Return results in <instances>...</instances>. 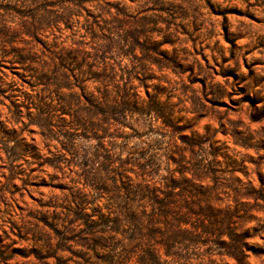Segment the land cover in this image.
Returning a JSON list of instances; mask_svg holds the SVG:
<instances>
[{"label": "clouds", "instance_id": "9594fccd", "mask_svg": "<svg viewBox=\"0 0 264 264\" xmlns=\"http://www.w3.org/2000/svg\"><path fill=\"white\" fill-rule=\"evenodd\" d=\"M214 2V10L239 9L242 16H252L259 23L242 19L225 21L223 35L228 40L237 41L229 48L220 39L222 33L216 28L220 22L213 20L207 12L202 14L199 11L204 7L201 0H80L78 4L76 0L71 3L69 0H0V16L19 19L22 24V27L13 24L7 30H0V63L10 59L5 56V51L11 49L14 42H19L24 32L29 37L38 36L47 40L46 46L50 49L49 56L38 59L36 64L37 68L48 73L44 86L33 88L32 95L25 91L10 97L25 111H20L18 107L12 112V106L7 105L5 123L10 128H16V133L11 137L0 133V188H11L12 177L18 168L24 171V177L16 176V179H33L28 171L33 163L51 166L48 170L38 169L36 178H55L54 175L49 177L48 172L55 174L59 171L60 179L71 185L67 192L55 197V207L59 210L56 227L60 235L37 229L26 220L18 221L24 231V239L19 242L24 252L31 249L56 250L66 240V233H79L84 227L72 215L76 206L90 212L95 209L96 202H101L112 215H120L121 212L128 215L135 210L140 216H149L143 222L123 224L118 229L122 233L119 238L108 233L110 251L114 256L112 264H129L130 259L135 264L143 250L155 249L157 244L169 251L171 259L165 264H211L205 249L189 243L203 238L202 232H189L182 237L171 227H166L157 229L160 231L159 239H145L151 226V214L144 213L143 209L145 203L156 200L157 193L161 191L164 202L177 209L191 207L194 203L199 205L198 200H188L184 196L185 192L192 194L191 189L186 187V176L203 177L211 172L216 179L217 171H227L225 160L219 159L213 151L222 148L216 133L227 132L237 142L240 137L249 135L247 125L240 124L239 118L233 121L228 118L227 112L221 113L205 105L200 93L203 91L204 97L215 103L234 92L241 81L242 87L252 82L253 78L241 70L240 64L245 58L249 65L264 62V47L260 46L264 44V0ZM49 4L55 6L50 7ZM180 4L185 10V18L178 22L174 19L175 14L150 11L161 5ZM10 8L21 10L22 15L15 17ZM81 8L91 9L95 13L93 19L85 16L81 20ZM61 24L67 25L70 31L60 28ZM169 24L182 26L188 34L179 36L175 28H168ZM132 32L136 34L135 39ZM166 36L176 41L168 47V56L174 57L173 50H177L182 70L189 72L188 80L201 76L206 80V89H193L175 67L156 52L146 50L143 43L146 39L159 42ZM190 39L192 43H189ZM84 42L91 53L80 51L72 60L57 64V56H62L66 49L80 50ZM32 43L31 40L26 42L25 49L30 50ZM193 48L200 49L213 69L219 64L225 74L235 72L237 80L233 82L222 80L219 75L213 76L207 67L201 66ZM113 64L119 69L118 73L112 70ZM154 64L156 67H153ZM165 68H172L176 74L173 76L162 71ZM192 68L196 71L192 72ZM154 72L157 73L155 77ZM133 77L140 84L134 85ZM260 78L256 77L257 82ZM141 85L151 90L150 95L145 96L140 91ZM216 86L222 91L218 93ZM0 87L4 85L0 84ZM244 95L247 97L249 93L245 91ZM236 99L239 102L240 98ZM241 110L236 109L237 112ZM9 112L12 115L8 116ZM12 121L15 123H10ZM206 124L213 126L206 128ZM32 127L37 129L40 141H32L25 152L27 141L22 134L28 132L30 140ZM237 127L243 129L240 137L236 136ZM252 135L260 136L264 132ZM178 137L185 143H179ZM37 143L43 155L39 160L28 161L26 166V156L33 152L31 144ZM193 144L197 147L192 148ZM252 144L255 146V140ZM257 155L260 153L257 152ZM66 156L68 159H65ZM232 156L238 161L246 158L243 153L232 152ZM172 159L174 164L170 166ZM61 162L77 166L75 179L71 172L64 171ZM133 170L135 176L129 180L126 174ZM219 179L228 181L237 192L243 187L235 183L231 173L221 175ZM173 185L180 186V191L172 193L170 189ZM49 196L44 199L48 200ZM10 217L16 219V214L9 204H5L0 209V225L7 227ZM254 223L261 229L259 234L264 238V218ZM199 227L205 232L216 233L215 237H208L207 252L232 254V239H228L223 248L212 244L213 239L220 243L219 233L226 229L220 226L211 229L202 224ZM245 227L253 230L251 225H241L233 232H244ZM244 247L246 245L241 242V252ZM132 253L135 255H130Z\"/></svg>", "mask_w": 264, "mask_h": 264}, {"label": "rangeland", "instance_id": "374dc122", "mask_svg": "<svg viewBox=\"0 0 264 264\" xmlns=\"http://www.w3.org/2000/svg\"><path fill=\"white\" fill-rule=\"evenodd\" d=\"M69 2L71 3L73 0H69ZM79 2L80 0H76L77 4ZM201 2L204 7L199 11L202 14L207 12L213 20L220 22L216 25V28L222 33L220 39L224 41L226 47L231 48L237 41L228 40L223 35L225 32V21L231 22L233 19H242L250 21L253 24L259 23L252 16H242L239 9L222 12L218 9L214 10L216 9L214 0L212 3H210V0H201ZM49 6L54 7L55 5L49 4ZM112 10L115 11V9ZM9 11L17 18L22 15V11L19 9L10 8ZM150 11L162 14H175L174 19L177 22L185 18L183 16L185 10L182 4L169 5L168 7L161 5L157 8L150 9ZM81 13V20L85 16L89 20H92L95 15L91 9L84 10L81 8ZM197 23H199V18H197ZM13 24L16 27H22L19 19L11 20L0 16V30H7ZM131 25L132 22H130ZM59 27L66 32L70 31L67 25L61 24ZM168 28L170 30L175 28L179 36H186L188 34L182 26L178 27L177 24H169ZM131 35L135 39V32H132ZM29 40L33 41V43L31 49L27 50L24 44ZM47 43L48 41L41 37H29L28 33L24 32L20 41L14 42L12 48L5 51V56L10 57L7 62L0 63V84L4 85V87H0V97H2L0 99V133L5 137H11L16 133V128H10L9 124L5 123L7 105L12 106V112H15L18 107L20 111H25L23 107L18 106L15 100L10 97H13L16 93L25 91L28 95H32L33 88H42L48 78V73L36 67L38 59L49 56L50 49L46 46ZM143 43L149 53L156 52L164 61L172 65V67H175L176 71L185 78L186 83L190 84L193 89H206V80L203 77L196 76L188 80L189 72L182 70V61L179 59V52L177 50H173L174 57L168 56V47L176 43L171 36H166L159 42L146 39ZM189 43H192L191 39ZM260 46L264 47V44ZM80 51L91 53V49L84 42L80 50L75 48L66 49L62 56H57V64H61L65 60H72L75 56L79 55ZM192 51L195 52L201 66L207 67L209 72L213 73V76L219 75L222 80L233 82L237 80V74L235 72L230 71L225 74L221 71L219 64L213 69L211 64H209L208 58L202 54L199 48H193ZM213 63L216 62L213 61ZM153 67H156V65L154 64ZM240 68L249 77L253 78L252 82L247 86L242 87L241 84H243V81H241V84L237 85L234 92H230L229 96L223 97L215 103H211L209 99L205 98L203 91L200 93V98L205 105L212 107L216 111L221 113L227 112L229 119L235 121L239 118L240 124L247 125L249 135L240 137L243 129L237 127L235 130L236 136L240 137L239 142H237L236 138L229 133L217 132L216 138L222 142V148H217L213 151L219 159L225 160L227 171L223 173L217 171L215 173L216 179H213L211 172L209 175L203 177L192 178L190 174L186 176V187L190 188L193 194L191 196L185 194V198L188 200H197L199 198V203L203 207H206L207 210L212 211L211 214L215 218L217 226L226 229V231L219 233L220 243L217 244L215 239H213L212 244L216 248H223L227 244L228 239H232L231 255L228 252L221 253L212 251L209 253L207 252L208 237H215L216 233L214 231H201L204 233V237L195 240L193 243L198 248L205 249L207 256L210 257L211 264H264V238L259 234L261 229L256 227L254 223V221L264 218V135H252L253 133L264 132V111H262L264 109V95H261V92L264 91V88H262L264 86V71H259L264 70V62H254L249 65L245 58L241 61ZM112 70L117 73L119 71L114 64ZM162 71L169 72L173 76L176 74L172 71V68H165ZM191 71L195 72L196 69L192 68ZM156 75L157 73L154 72L153 76L155 77ZM256 77H261L258 82ZM132 80L134 85L140 84V81L135 77ZM140 91L144 92L145 96L151 93V90L146 89L143 85L140 86ZM216 91L219 93L222 89L216 86ZM245 91L249 93L247 97L244 95ZM237 97L240 98L239 102H237ZM81 99H84L83 95H81ZM237 108L242 110L237 112ZM28 111H31V109H28ZM12 112L7 113V115H12ZM25 119H27V116H25ZM10 123L15 122L12 121ZM212 126L211 124L205 125L206 128H211ZM30 131V140H28V132L22 134L27 141L24 146L25 152L29 150L28 144L32 141H40L37 129L32 127ZM177 139L179 143H185L179 137ZM253 140H255V146L252 144ZM39 147V143L31 144L33 152L26 156L24 161L26 166L28 161L39 160L43 155L39 151ZM196 147L197 145H192V148ZM232 152L243 153L246 158L238 161L232 156ZM257 152L260 153L259 156ZM65 159H68V157L66 156ZM258 161L259 165H257ZM169 163L170 166L173 165L174 159L170 160ZM61 164L64 171L71 172L75 179L77 166L74 164L64 165L63 162ZM50 167L47 163H33L28 167V171L34 178L20 180L16 179V176L24 177V171L18 168L16 174L12 177L11 188H0V209H3L5 204H9L16 214V219L9 218L7 227L0 225V264H103L110 251L111 241L107 238L108 232H106V229H103L104 231L101 234L96 235L97 232L88 230L82 219H78L84 225L81 231L79 233H66V240L63 244L58 245L56 250L40 251L39 249H31L28 252H24L22 245L19 243L24 239V231L18 222L21 220H26L34 224L37 229L46 231L52 235H60V230L56 227V224L59 223V210L55 207V197L60 193L67 192L71 185L65 184L60 179L59 171L55 174L48 172L49 177H53L54 175L55 178H44L42 176L36 178L38 169L48 170ZM229 173H231L236 184L243 186L240 192H237L234 187H230L228 181L219 179L221 175L228 176ZM126 175L131 180L135 176V170ZM205 181H208V183L205 184ZM78 187L83 186L78 185ZM49 194L52 195L49 196ZM45 196H49V199L45 200ZM4 197H7V199L5 200ZM162 201H164L163 191L157 193L156 200L151 203H145L143 212L151 214L150 220L154 219L147 230L145 239H151L152 237L159 239L160 231L157 229L163 230L165 228L164 218L166 215L163 216L160 213L163 206ZM44 209H48L49 211H42ZM65 211H67V208ZM153 211L154 213H152ZM133 213L137 222H143L149 219L148 215L140 216L135 210H133ZM76 214H79L80 217L89 216L88 218H91L93 221H98L100 215H109L110 219L115 216L101 202H96L95 209L90 212H84L83 208L77 205L75 211L72 212L73 216H76ZM118 216L126 219V215L123 212ZM195 217L197 219V216ZM204 220L207 223L208 217H205ZM241 225H251L253 230L249 231L245 227L244 232H233L235 228ZM150 228L153 229L151 236L148 235ZM230 232L232 235H229ZM110 233L115 238H119L122 235L121 232L112 231ZM94 237L99 238L96 245H92ZM241 242L246 245L242 249V252L240 249ZM155 250L162 255L163 259H166L160 244L156 245ZM142 253H144V250ZM130 255H135V253ZM135 264H139V257L136 258Z\"/></svg>", "mask_w": 264, "mask_h": 264}, {"label": "trees", "instance_id": "16d2710c", "mask_svg": "<svg viewBox=\"0 0 264 264\" xmlns=\"http://www.w3.org/2000/svg\"><path fill=\"white\" fill-rule=\"evenodd\" d=\"M170 191L172 193H176L180 191V186L173 185ZM191 192L193 194V191ZM185 194H189V193L185 192L184 196ZM197 200L199 201V198H197ZM162 205L163 206L160 210V213L163 216L166 215L164 218L165 228L171 227L177 232L178 235L182 237H186V234L189 232H201V231L205 232L204 228L199 227L200 224L207 226L211 229H215L217 227L215 218L211 214L212 211L207 210V208L203 207L200 203L199 205L194 203L191 205V207L178 208V209L172 205L166 204L164 201H162ZM166 209H172V210L167 211ZM152 213H154V211ZM128 215H126V219H122L118 215H115L112 219H110L109 215H100L98 218V221H93L91 218L89 219L88 218L89 216L80 217L79 214H76L75 217L79 220L82 219L86 227L88 228V230H91L92 232H97L96 235H98L104 231L103 229H106V232L108 233L112 231L120 232L118 229L124 223L137 222L133 212ZM195 216H197V219ZM205 217H208L207 223L204 220ZM153 220L151 219V223ZM194 224H196L197 227L194 228L193 227ZM109 225H111L110 228H109ZM149 231L150 233L148 235L151 236L153 233V229L150 228ZM98 239H99L98 237H94V240H92V245L93 244L96 245ZM193 242L194 241H189L190 244ZM161 247L163 248V254L166 256V259H163L162 255L159 254L155 249L148 248L144 250V253H142L141 256H139V264H149V262L150 264H165V262L168 261L169 258L171 259V257L169 255V251L165 249L163 245H161ZM113 260H114V256L111 253V251H109L103 264H112ZM129 264H132L131 259L129 260Z\"/></svg>", "mask_w": 264, "mask_h": 264}]
</instances>
